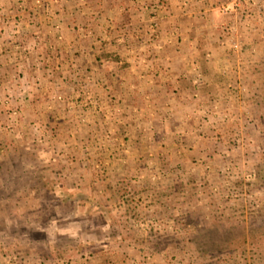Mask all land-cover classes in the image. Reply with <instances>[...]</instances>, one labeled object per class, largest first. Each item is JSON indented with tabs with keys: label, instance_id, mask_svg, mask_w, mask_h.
Instances as JSON below:
<instances>
[{
	"label": "rangeland",
	"instance_id": "1",
	"mask_svg": "<svg viewBox=\"0 0 264 264\" xmlns=\"http://www.w3.org/2000/svg\"><path fill=\"white\" fill-rule=\"evenodd\" d=\"M45 7L0 0V264H264V0L154 1L132 41L156 51L122 65L181 46L165 74L182 80L147 81L128 112L99 104L97 68L74 98L27 78L63 75V37L21 30ZM83 50L82 66L113 58Z\"/></svg>",
	"mask_w": 264,
	"mask_h": 264
},
{
	"label": "crops",
	"instance_id": "2",
	"mask_svg": "<svg viewBox=\"0 0 264 264\" xmlns=\"http://www.w3.org/2000/svg\"><path fill=\"white\" fill-rule=\"evenodd\" d=\"M27 1L30 6L35 0ZM154 1L156 0H44L46 7L43 10L37 13L29 10L27 12L28 15H23V24L25 25L22 24V33L28 29L27 25L31 22L33 25L31 33H46L49 31L48 33L50 34H46L49 42H53L55 36L63 37V40L54 43H58L59 52H63V56H66L67 59L64 64L62 60L60 63L61 71L59 73L63 75L59 77L60 74L58 75L57 73L52 78H48L45 73L44 75L40 73V68H36L40 66L35 65L33 58L31 60L34 66H31L32 70L27 73V78L31 79L32 76L38 75L39 85L41 84L45 88L42 90L44 95L51 87L55 88V91L65 90L64 92L74 98L73 93H71V86L76 75L79 74L82 78V72L87 75L88 73L86 72L90 71L92 73V69L97 68L98 71L95 72L94 78L96 77L95 81L98 84L95 95L99 104L107 102V105L111 104L109 111H114L118 108L120 101L122 106H126V112L135 106L132 100L136 97L149 95L147 94L148 90L145 89L149 88V86L145 85L147 81L149 83L154 82V84L163 83L164 88L167 87L165 84L167 79L181 81V78L177 79L179 74L169 76L165 74V69L168 67L173 71H179L178 69L182 67V62L178 55V52L182 51L181 46L175 47L167 44L165 46L159 42L157 47L165 49H157L156 58H145L143 62L133 59L131 64L126 61V64L122 65L123 58L128 59L130 54L140 52L142 48L149 52L156 51L153 45L150 48L148 47L149 49L146 48L144 41H140L139 45H137V40L132 41V39H141L147 34V30H149L148 24H150L149 7ZM178 2L179 0H168L171 5H175ZM174 15L176 16V13ZM24 16L26 17L24 18ZM168 30L162 27L159 32L162 36H165ZM82 40L83 48H85L84 52H89V49H99V51L103 52L106 47H110L113 58L107 60L100 57L98 60L94 59V61L90 59L88 63L82 66ZM166 52L171 53V59L166 58ZM52 56L54 55L52 54ZM51 57L48 59L53 60V57ZM20 65H22L21 68L24 67V70L28 72V67L26 68L23 64ZM134 65L138 67L131 69L135 67ZM44 66H47V64L45 63ZM63 67L65 69L64 72H62ZM119 84H126L124 91L120 90ZM138 90L141 92L140 94ZM35 97H39L37 93ZM38 104L26 105L27 110L33 112ZM176 104L177 101L175 102ZM175 107L178 110L177 105Z\"/></svg>",
	"mask_w": 264,
	"mask_h": 264
},
{
	"label": "trees",
	"instance_id": "3",
	"mask_svg": "<svg viewBox=\"0 0 264 264\" xmlns=\"http://www.w3.org/2000/svg\"><path fill=\"white\" fill-rule=\"evenodd\" d=\"M263 99V98H262ZM260 105H264V99H263V101L260 103ZM91 208H93L94 210L95 209H97L98 208V206H97V204H90L89 205ZM99 211H100V209H99ZM71 241H73L72 239H71ZM79 243H81V242H79ZM67 247H68V245H66V250H65V248H61L60 250H58V251H55V254H57V256H59V257H62L63 255H65V253H67ZM49 251H47V253H46V258H48V257H53V256H55L53 253H54V251H53V249H48ZM2 253H4V254H6L7 253V251H5V250H3V251H1ZM70 252H68L67 254H69Z\"/></svg>",
	"mask_w": 264,
	"mask_h": 264
},
{
	"label": "built area",
	"instance_id": "4",
	"mask_svg": "<svg viewBox=\"0 0 264 264\" xmlns=\"http://www.w3.org/2000/svg\"><path fill=\"white\" fill-rule=\"evenodd\" d=\"M225 10V9H224ZM226 11V10H225ZM12 113L15 115L17 112H15V110L14 111H12Z\"/></svg>",
	"mask_w": 264,
	"mask_h": 264
}]
</instances>
